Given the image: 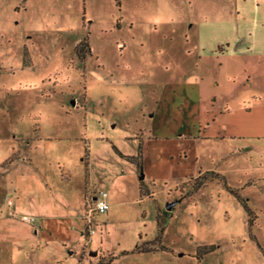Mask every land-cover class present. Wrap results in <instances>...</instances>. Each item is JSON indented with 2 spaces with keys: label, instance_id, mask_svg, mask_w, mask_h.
<instances>
[{
  "label": "rangeland",
  "instance_id": "1",
  "mask_svg": "<svg viewBox=\"0 0 264 264\" xmlns=\"http://www.w3.org/2000/svg\"><path fill=\"white\" fill-rule=\"evenodd\" d=\"M146 3L0 0L5 253L27 248L40 229L38 214H45L48 233L77 243L82 230L93 237L89 264H99L102 253L148 250L158 243L144 240L157 237L186 253L180 264H264V150L231 154L228 143L205 138L215 89L207 80L200 94L190 79L196 56L190 26L201 20L193 0H181L179 17L159 33L151 24L138 28L139 37L126 25L117 28L131 17L151 18L155 3ZM87 36L91 55L83 60L78 45ZM200 181L205 185L197 190ZM102 191L111 209L93 216L92 235L83 217Z\"/></svg>",
  "mask_w": 264,
  "mask_h": 264
},
{
  "label": "crops",
  "instance_id": "2",
  "mask_svg": "<svg viewBox=\"0 0 264 264\" xmlns=\"http://www.w3.org/2000/svg\"><path fill=\"white\" fill-rule=\"evenodd\" d=\"M150 1L155 3L151 18L131 17L117 23V28L122 29L126 25L131 30L135 29L139 37L138 28L151 24L160 27L154 29L159 33L166 30L164 26L173 24L182 10L181 0H131V4L139 8ZM193 2L201 20L199 26H190L196 39L195 64L190 79L195 81L199 90L203 89L207 80L215 89L209 95L211 110L203 128L205 138L228 143L230 148L227 153L238 152L251 157L264 150V0ZM89 19L95 20V17L90 16ZM170 32L167 31V34ZM162 33L166 39V32ZM117 45L124 49L121 43ZM23 48L30 50L26 42ZM240 90L242 92L237 94ZM260 166L263 168L262 164ZM202 171L199 175L203 174ZM15 205L12 208L8 206L13 215L17 214ZM38 215L41 224L40 229H34L37 237H31L26 244L31 249L12 246L6 249V253L5 249L0 250V257L5 260L3 264H89L88 254L93 237H85L82 230L83 237L77 243L73 237L61 236V232L48 233L47 230H51L48 227L49 217ZM67 225H72V221H68ZM157 239L144 240V245L158 243L148 250L138 248L118 256L111 252L102 253L99 264H180L186 257V253L179 254L167 247L163 237L160 241Z\"/></svg>",
  "mask_w": 264,
  "mask_h": 264
},
{
  "label": "built area",
  "instance_id": "3",
  "mask_svg": "<svg viewBox=\"0 0 264 264\" xmlns=\"http://www.w3.org/2000/svg\"><path fill=\"white\" fill-rule=\"evenodd\" d=\"M14 199L8 200L7 204L10 208L14 206ZM111 208L110 202H109V194L106 191L100 192L96 197H94L91 201L89 210L87 211V214L84 216V219L87 220L88 226H90V234H94L95 232L91 229L92 224V218L95 214H106ZM14 214V212H12ZM21 219L23 222L28 223L30 225H34L37 222L36 217L34 216H28L23 215L21 216Z\"/></svg>",
  "mask_w": 264,
  "mask_h": 264
},
{
  "label": "trees",
  "instance_id": "4",
  "mask_svg": "<svg viewBox=\"0 0 264 264\" xmlns=\"http://www.w3.org/2000/svg\"><path fill=\"white\" fill-rule=\"evenodd\" d=\"M117 1H119V0H117ZM88 36L87 37H85L80 43H79V45H78V54H79V56H80V58H82L83 60H85L86 58H87V56H89V55H91V47H90V43H89V41H88ZM85 48L87 49V53H88V55H86L87 53H84L85 52ZM140 154H139V156L136 158L137 160V165L143 170V152H142V149L140 148V152H139ZM133 161L135 160V159H132ZM210 172H207L206 174H209ZM202 175V174H201ZM214 176H218L217 174H214ZM225 182V181H224ZM204 185H205V183H204V181H200V183L199 184H197L196 186H195V189H200V188H202V187H204ZM237 195V194H236ZM243 204H244V206H245V208H246V210H248L249 211V209L247 208V205H246V202L243 200ZM249 213L251 214V211H249ZM158 222H159V226H160V223H161V221L158 219ZM160 232L159 233H161L162 232V229H160L159 230ZM161 238L162 237H158V239L157 240H161ZM162 249H164V247H161ZM142 250V249H141Z\"/></svg>",
  "mask_w": 264,
  "mask_h": 264
},
{
  "label": "water",
  "instance_id": "5",
  "mask_svg": "<svg viewBox=\"0 0 264 264\" xmlns=\"http://www.w3.org/2000/svg\"><path fill=\"white\" fill-rule=\"evenodd\" d=\"M172 208H171V206L170 207H168V210H171Z\"/></svg>",
  "mask_w": 264,
  "mask_h": 264
}]
</instances>
